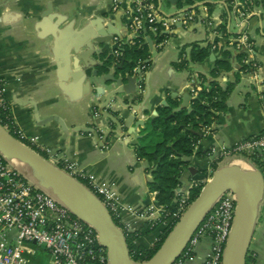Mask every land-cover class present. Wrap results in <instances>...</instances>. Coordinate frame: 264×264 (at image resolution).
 I'll list each match as a JSON object with an SVG mask.
<instances>
[{
	"label": "crops",
	"instance_id": "crops-1",
	"mask_svg": "<svg viewBox=\"0 0 264 264\" xmlns=\"http://www.w3.org/2000/svg\"><path fill=\"white\" fill-rule=\"evenodd\" d=\"M138 1L120 0L119 7L114 8L113 0H0V77L4 80L9 114L24 134L38 138L39 149L50 150L58 161L74 163L79 171L92 173L100 183L113 187L119 197V227L124 234L130 235L147 225L137 216V210L156 202V198L148 188L151 175L146 170L147 163L137 158L135 143L128 140L142 134L146 120L157 114L159 106L168 104V96L173 97L175 93L174 97L181 103V94L189 85L208 90L213 81L222 89L229 82L234 84L223 106L215 110L216 118L206 125L209 132L203 133L194 144L193 165L204 172L197 170L190 182L209 179L214 165L255 166L238 155L213 163L207 155L213 147L233 145L264 132V0H255L254 10L246 16L239 14L242 7L236 6L233 0H194L191 4H179L183 0H165L171 9L169 12L162 8L163 0L143 1L152 5L162 17L190 10L195 11L194 17L187 24L171 25L161 47L150 30H143L144 41L147 35L152 40L143 90L122 92L118 99H110L107 103L113 83L104 82L101 75L113 71L118 76L121 72L111 66L99 73L97 66L102 60L98 53L111 54L118 40L135 37L129 22ZM108 24L120 35H113L111 41L100 44L95 50L93 38L97 28L103 29ZM243 36L252 42L251 51L241 43ZM192 45L208 46V56L200 61L192 60ZM86 50L88 54L78 60V55ZM224 51L230 54L227 61L231 69L214 77L211 74L214 63L224 58ZM249 52L257 61L258 79L241 69ZM182 61L184 66H177ZM93 70L99 76L93 77ZM225 73H232V81ZM191 79H196L197 83L191 84ZM129 104H141V108L128 123L130 129L136 130L128 138L113 134L109 141L101 144L92 134L75 129L104 123L105 127L98 132L101 137L102 131L110 127L109 120L95 117L94 110L98 113L100 107L106 106L115 111L123 123L133 113L126 106ZM53 116L60 121L50 118ZM138 119L143 120L142 125L137 126ZM123 133L126 134L127 129H123ZM233 157L237 158L229 162ZM260 161L264 173V156ZM179 187L186 188L181 184ZM173 203L174 199L170 205ZM163 231V224L158 225L138 234L133 242L150 249ZM209 245V237H203L192 257L182 264H199ZM249 253L254 254L253 264H264V197L246 255Z\"/></svg>",
	"mask_w": 264,
	"mask_h": 264
},
{
	"label": "built area",
	"instance_id": "built-area-1",
	"mask_svg": "<svg viewBox=\"0 0 264 264\" xmlns=\"http://www.w3.org/2000/svg\"><path fill=\"white\" fill-rule=\"evenodd\" d=\"M143 1L148 0H140L135 3L129 28L134 32L135 37L141 35L143 30H150L156 38L158 47L163 44L161 34H166L171 25L177 22L187 24L194 17V10L179 12L167 18L162 17L152 5ZM254 1L233 0V3L236 6H241L242 10H238V12L241 16H246L253 10ZM113 2L114 8L119 7L120 0H113ZM132 38L134 37L130 39ZM125 41L118 40L117 48ZM240 41L245 48H248L247 50H252V42L246 36L241 37ZM114 53L120 55L116 50ZM243 65V72H251L253 78L258 79L256 74L258 64L251 57L250 52L243 60ZM145 68V64L141 61H138L132 68L134 72L137 71L136 88L139 92L143 90ZM190 82L191 84L197 83L196 79H191ZM189 88L191 97H196L202 91L201 87L197 85H189ZM98 115L97 110H94V116L98 117ZM0 123L16 139L39 153L43 152L47 159L60 166L56 154L48 149H39L38 138L35 135L24 134L9 114V105L4 95V80L1 77ZM208 132V127L204 126L203 133ZM234 155L242 156L248 161L252 158L261 160L264 156V132L238 140L233 145L213 147L207 156L213 163V161ZM60 164L63 170L78 180H84L85 185L99 197L111 216L119 219V197L113 187L100 183L92 173L79 171L74 163L60 162ZM204 182L197 179L192 180L184 190L178 186L175 189L173 204L166 206L156 201L137 210L136 214L144 219L150 228L163 224L164 231L167 228L171 230L191 202L190 189L203 185ZM152 193L155 196L156 192ZM235 203L236 196L232 191L228 190L222 193L198 225L180 257L173 264H182L184 260L191 258L195 246L203 237H209L210 245L199 264H221L223 250L233 221ZM126 208L132 210L130 207ZM249 255L252 262L248 264H253L254 254L249 253ZM0 264H109L106 248L99 243L95 229L82 221L51 194L27 179L1 153Z\"/></svg>",
	"mask_w": 264,
	"mask_h": 264
},
{
	"label": "water",
	"instance_id": "water-1",
	"mask_svg": "<svg viewBox=\"0 0 264 264\" xmlns=\"http://www.w3.org/2000/svg\"><path fill=\"white\" fill-rule=\"evenodd\" d=\"M169 1L174 2L175 0ZM90 23L91 25L93 24V22ZM112 28L111 24L106 25L103 29L100 26L97 28V35L93 38L95 50L100 44L111 41L113 35H120ZM106 36L108 37L106 38ZM145 39L151 49L152 40L150 36L147 35ZM101 53L103 52H99L98 56ZM87 54L88 51L86 50L80 53L77 59H84L83 57ZM99 64H103V61ZM111 66L116 67L115 64H111L107 66V69ZM117 68L121 72L118 76L113 71L105 72L101 75L104 82L111 81L113 83V89L106 99L107 103L110 99H118L122 92L130 93L136 89L137 71L134 72L132 69L131 71H122L121 64ZM124 72L128 73L124 74ZM225 74L232 81V76L230 77L232 73ZM92 76H99L96 70H93ZM124 80H126V83H124ZM97 90L98 88H96ZM172 96L174 97L176 94L173 93ZM181 97V107L190 110L189 101L192 97L189 88L183 90ZM126 106L127 108H131L133 113L123 123H121V118L115 115V111L110 108L108 109L106 106L99 108L98 117H106L115 124L114 129L110 127L105 128V131H102L101 137L98 132H101L99 128L103 127L104 123H94L93 127H76L75 129L92 134L97 142L101 141V144L109 141L110 136L113 134L122 137L125 135L128 138L136 132V130L130 129V124L128 123L135 118V113L140 111L141 104H129ZM50 118L60 121L56 116ZM138 120L137 126L142 125L143 120ZM123 129H127L126 134L123 133ZM138 137L131 141L128 140V142L136 143ZM0 153L4 155L7 161H9V158L18 159L51 181L52 189H47L42 185L34 183V181L22 173L32 183L51 194L61 203L63 201L58 196V190L63 191L70 198L83 217L79 218L92 226L97 232L99 243L106 248L109 264H173L180 257L189 239L219 196L225 191H232L236 196L235 210L230 232L223 250L221 264H245L249 240L258 218L259 205L264 197V175L261 169L254 165L244 168L237 164H228L215 168L209 179L201 186L197 197L191 200L155 253L148 260L136 262L130 258L123 230L113 221L111 214L99 197L80 180L12 136L1 123ZM184 160L189 165L182 171L180 184L185 185L187 188L191 178L197 173L198 169L193 165L192 156H186ZM180 189L184 190L185 188L180 187ZM63 204L65 205V203Z\"/></svg>",
	"mask_w": 264,
	"mask_h": 264
},
{
	"label": "trees",
	"instance_id": "trees-1",
	"mask_svg": "<svg viewBox=\"0 0 264 264\" xmlns=\"http://www.w3.org/2000/svg\"><path fill=\"white\" fill-rule=\"evenodd\" d=\"M155 2V0H150ZM194 0L179 1V4H191ZM141 33H144L143 31ZM143 35V34H142ZM142 35H138L132 39L121 43L116 51L120 55L103 52L99 55L103 64L97 66L98 72L107 71V66L111 64L117 66L122 65V71H131L138 61L148 65L149 47L144 41ZM166 34H161L165 37ZM209 54V47H198L192 45L190 57L192 60H202ZM224 58L216 60L214 68L211 71L212 76L216 77L221 71H229L231 66L228 57L230 54L223 52ZM238 58L241 54L237 55ZM182 61L177 66H184ZM244 70V65L241 67ZM119 70V69H118ZM120 71V70H119ZM203 77V75H201ZM234 84L229 82L222 89L218 82H211L210 89H203L196 97H192L189 101L190 110L181 107V103L176 97L168 96V104L159 106L157 114L146 120L142 128V134L138 137L134 144V150L137 158L144 159L147 163L146 170L151 177L148 181V188L151 192H156L155 198L157 203L170 206L175 196V189L180 185V177L182 171L188 166V162L184 160L186 156H192L194 153V144L203 136L202 128L209 125L215 118V110L223 106L224 99ZM2 123V122H1ZM110 128L114 129L115 124L109 121ZM42 155L43 152L40 151ZM198 154V153H197ZM45 156V155H44ZM257 167L261 169L262 162L257 158L250 159ZM61 166V164H59ZM217 166L214 165V168ZM198 172L203 173L204 170L199 169ZM86 184L84 180H80ZM202 185L190 189V200L197 197ZM113 221L119 226L118 219L112 216ZM152 230L147 224L137 233L125 234L126 243L130 258L136 262L148 260L159 248L170 229L167 228L160 235L154 246L146 249L140 245H136L133 239L138 234H143ZM252 262L249 255L245 256V264Z\"/></svg>",
	"mask_w": 264,
	"mask_h": 264
},
{
	"label": "bare ground",
	"instance_id": "bare-ground-1",
	"mask_svg": "<svg viewBox=\"0 0 264 264\" xmlns=\"http://www.w3.org/2000/svg\"><path fill=\"white\" fill-rule=\"evenodd\" d=\"M9 162L18 169L21 173H23L25 176H27L30 180L34 181V183L42 185L45 188L52 189V183L51 181L47 180L43 175L36 172L33 168H31L29 165L23 163L22 161L15 159V158H9ZM246 168V167H244ZM52 192V191H51ZM58 196L59 198L65 203V205L78 217L83 218L78 209L74 206V204L71 202L70 198L64 194L63 191L58 190Z\"/></svg>",
	"mask_w": 264,
	"mask_h": 264
},
{
	"label": "rangeland",
	"instance_id": "rangeland-1",
	"mask_svg": "<svg viewBox=\"0 0 264 264\" xmlns=\"http://www.w3.org/2000/svg\"><path fill=\"white\" fill-rule=\"evenodd\" d=\"M162 8L166 11V12H169V11H171V9L169 8V6H168V4L166 3V1L165 0H163V4H162ZM254 8L255 7H253V10H254ZM243 73H245V74H249V72H243ZM253 75L251 74V77H252ZM237 157H233V158H229V162H232V159H236ZM214 170V169H213ZM261 171H262V167H261ZM263 172V171H262ZM211 174V173H210ZM263 175H264V173H263ZM202 181H206V180H202ZM150 227V226H149Z\"/></svg>",
	"mask_w": 264,
	"mask_h": 264
}]
</instances>
